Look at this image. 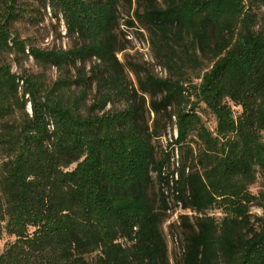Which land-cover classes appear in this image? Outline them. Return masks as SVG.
Segmentation results:
<instances>
[{
	"label": "trees",
	"instance_id": "1",
	"mask_svg": "<svg viewBox=\"0 0 264 264\" xmlns=\"http://www.w3.org/2000/svg\"><path fill=\"white\" fill-rule=\"evenodd\" d=\"M38 1L82 43L27 47L10 28L23 8L1 0L0 54L60 74L45 86L0 60V236H13L0 264H168L169 199L195 215H180L181 264H264V0H134L128 23L146 30L165 77L117 58V0ZM170 123L176 136L157 158L154 142ZM257 174L263 189L254 194Z\"/></svg>",
	"mask_w": 264,
	"mask_h": 264
},
{
	"label": "rangeland",
	"instance_id": "2",
	"mask_svg": "<svg viewBox=\"0 0 264 264\" xmlns=\"http://www.w3.org/2000/svg\"><path fill=\"white\" fill-rule=\"evenodd\" d=\"M131 3L132 5L129 6L127 0H117V24L114 28V33L117 46L123 48V50L117 52V58L123 63L127 60V62L129 61L140 64L147 67L158 76L165 77L167 76V72L156 64L152 56L146 30L136 21L133 24L128 23L132 21V11L135 6L134 0H131ZM17 5L20 8H23L24 11L21 13V16L11 22L10 28L12 34L17 35L21 40H23L27 47L36 46L42 49L66 50L82 43V40L77 36V34H67L64 18L60 13H55L48 5V2L46 3V6H44L38 0H18ZM254 12L259 18L263 13V8H255ZM257 27L258 26H256V28ZM0 60L11 63L12 71L19 75L27 73L36 75L45 86H50L60 74V71L55 67L50 65L41 67L34 62L31 56L16 54L14 51L1 53ZM93 61H95V59L87 61L84 64V71H87V75H90L89 68ZM125 71L128 78L135 83L134 75L127 69ZM69 75H71L72 78H75V68H71ZM194 81L198 82V79H194ZM95 93V84L93 83L91 85H87L85 99L86 105L93 101ZM123 106L124 104L122 102L114 104L115 109H122ZM111 107L112 105H107L106 109ZM26 110L30 112L29 103L26 106ZM233 110H237V108L233 107ZM199 114L205 125L210 130H214L216 127V118L203 103H200ZM152 116L153 115L150 114V118H152ZM170 135L175 137V130L174 127H171V123L167 126L166 134L154 142L156 145L157 158L162 156L163 150L171 148V146L167 147ZM152 176L154 182L149 186L148 194L157 205L156 191L158 183L155 181V175L152 174ZM174 178H176V175H174ZM261 189H263L262 178L260 174H257V178L255 182L249 186V190L252 193L257 194ZM170 192L171 190L167 192L169 196ZM166 214L167 219L163 222L161 230L166 244L167 261L168 264H181L180 260L184 250L188 229L186 225L182 226L180 215H187L190 223L195 221V215L194 212L188 209H183L181 205L173 202L171 199L168 201ZM250 214L252 215L250 221L258 230L259 224L256 217L262 215V209L253 204L250 207ZM214 215L216 217L220 216L217 213ZM12 240L13 236H8L7 234L2 233L0 236V249H3L5 244ZM120 241L124 242L122 239Z\"/></svg>",
	"mask_w": 264,
	"mask_h": 264
},
{
	"label": "built area",
	"instance_id": "3",
	"mask_svg": "<svg viewBox=\"0 0 264 264\" xmlns=\"http://www.w3.org/2000/svg\"><path fill=\"white\" fill-rule=\"evenodd\" d=\"M175 130V129H174ZM175 136H176V130H175Z\"/></svg>",
	"mask_w": 264,
	"mask_h": 264
}]
</instances>
